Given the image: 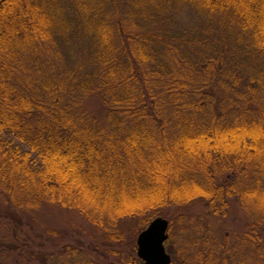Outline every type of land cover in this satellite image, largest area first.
<instances>
[{
	"label": "trees",
	"instance_id": "obj_1",
	"mask_svg": "<svg viewBox=\"0 0 264 264\" xmlns=\"http://www.w3.org/2000/svg\"><path fill=\"white\" fill-rule=\"evenodd\" d=\"M0 199L15 221L76 212L116 257L162 217L172 264L264 261V0H0ZM234 202L249 221L235 249L171 234L170 210L226 218ZM120 257L145 264L135 244Z\"/></svg>",
	"mask_w": 264,
	"mask_h": 264
},
{
	"label": "rangeland",
	"instance_id": "obj_2",
	"mask_svg": "<svg viewBox=\"0 0 264 264\" xmlns=\"http://www.w3.org/2000/svg\"><path fill=\"white\" fill-rule=\"evenodd\" d=\"M101 103L99 98L92 97L86 102V106L94 115L104 119L105 110ZM10 213L14 212L0 199V264H41V260L33 259L31 254L39 251L49 256L47 260L49 264H58L57 262L63 260L57 259L61 256L59 253L61 246L68 244L83 249L97 264H105L106 261L119 264L121 261L118 259H121V254L127 256L133 244L137 247V237L140 234L139 232L137 236L135 235V227L134 232L131 229L123 232V244L118 246L121 253L116 257L113 254V243H111L113 246L106 245L105 236L76 212L52 206L30 214L17 212L22 218L17 221L10 216ZM211 213L207 208L187 206V208L170 210L166 218L173 220L171 234L177 233L183 238H196L199 235L203 237L207 235L205 230H201L204 227L206 230L210 229L211 235L222 240L226 238L225 242H228L229 249H235L240 237L247 232L249 224L241 204L234 202L226 218H217ZM49 230L58 232L60 238L56 235L52 236ZM167 249L170 252L169 246ZM174 260L178 264V259ZM236 260L235 264H264L259 256L245 259L244 263L241 259Z\"/></svg>",
	"mask_w": 264,
	"mask_h": 264
},
{
	"label": "water",
	"instance_id": "obj_3",
	"mask_svg": "<svg viewBox=\"0 0 264 264\" xmlns=\"http://www.w3.org/2000/svg\"><path fill=\"white\" fill-rule=\"evenodd\" d=\"M169 227V221L159 217L137 237V256L145 264H172L165 246L169 239Z\"/></svg>",
	"mask_w": 264,
	"mask_h": 264
}]
</instances>
